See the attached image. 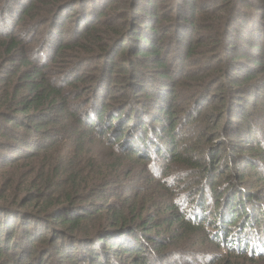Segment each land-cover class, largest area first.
<instances>
[{"label":"trees","instance_id":"trees-1","mask_svg":"<svg viewBox=\"0 0 264 264\" xmlns=\"http://www.w3.org/2000/svg\"><path fill=\"white\" fill-rule=\"evenodd\" d=\"M262 49L264 0H0V264H44L51 247L65 264H264L263 218L239 222L222 196L264 181V132L229 157L230 122L204 117L203 140L148 121L174 120L185 84L201 105L217 94L201 113L218 117L250 88L264 99ZM133 84L159 113L115 103ZM240 156L242 177L226 169Z\"/></svg>","mask_w":264,"mask_h":264},{"label":"rangeland","instance_id":"rangeland-1","mask_svg":"<svg viewBox=\"0 0 264 264\" xmlns=\"http://www.w3.org/2000/svg\"><path fill=\"white\" fill-rule=\"evenodd\" d=\"M69 24H71V22H67V25L70 26ZM63 35H71L70 32V28L68 27V32L66 34ZM62 35V36H63ZM254 42V41H253ZM254 44V43H252ZM245 47H250V45L246 44ZM254 53H259V52H254ZM260 54L264 55V50L262 49V52H260ZM68 57V56H67ZM230 57V54H229ZM67 59H71V57H68ZM75 60H77V58H74ZM219 58L216 60H219ZM228 59V58H227ZM189 60V59H188ZM94 61V60H93ZM197 61V60H196ZM251 61V59H250ZM96 62V61H94ZM97 63V62H96ZM90 64H94L93 62L90 61ZM88 65V66H89ZM209 67L207 65V63H201L198 65V68L195 69L194 71H196L198 73V75L201 73V70H204V68ZM201 69V70H200ZM234 76V75H233ZM152 78V77H151ZM114 84V82H113ZM193 84V83H192ZM187 84H185V88L184 90H180L179 93H177V98H176V105L175 109L177 111H179L178 115L175 117L174 120L171 119V116L168 117H164V116H159V121L154 123V121L149 118L148 121H150V123L155 124L157 127L162 128V129H167V130H173L174 129V125H175V130L176 132L179 131V129H184L185 133L187 132V134L185 135V138L189 137V138H193L194 135H196V133L201 132L202 135L205 134V137L203 138V140L208 136V130H206L204 123H202V119L204 117H210L208 118V121L213 119L215 122H218L219 118H221L220 123H227L230 122L231 123V130L225 131L224 133H218L214 135V145L217 142H220V140L226 136L225 133L230 134L228 136L225 137V141L224 144H236L237 146L234 147H230L227 148L228 152L226 153L229 157L230 155H240L241 151L242 152H246L248 148H245L248 145H251L250 142H252V144L256 143L254 142L255 140H257V142H259L260 140V134H258V132H264V99L260 98V92L255 91V89L250 88L248 90H246L245 94L241 95L242 102L238 101V96L235 95L237 100H233V97L230 96L229 98H226V101L228 102V104L226 105L225 109L221 110V112L219 113V117L217 115H214L210 112V107L208 110H205L206 112L201 113V106H207V105H212V103L217 104V105H221V102L219 101L217 94L214 96L213 93L211 92L210 94V99L207 100L208 102L204 101L203 105H201L202 102H200V94L199 92L196 91V89L194 88L193 85H191L190 87H186ZM117 91V88L115 90V92ZM114 92V93H115ZM152 90H148L145 91V87L142 88H138L135 87V85H131L128 86L127 90L125 91L124 95H123V88L121 92H117L120 93V96L115 100V103H120V107H124L123 109L125 110V112L131 116L133 119L137 120L141 113H145L146 110L141 107V105L144 103L146 106H151L153 108L152 111H154V114L159 113L157 107L155 104H157L158 102V98L159 96H157V92L152 94L151 93ZM258 92V93H256ZM152 94V95H151ZM253 95H255L257 97V99H252ZM134 97L133 101H135V105H129L128 101L130 100V97ZM244 97L246 98L245 102H244ZM256 101H260L258 107L253 108V105L255 104ZM233 103V108L229 105V103ZM127 104V105H125ZM245 104H248V106L246 107ZM194 105H197L198 107H194ZM210 105V106H211ZM118 106V105H117ZM140 106V107H138ZM240 106V107H239ZM139 108H140V112H139ZM238 109L239 112H236ZM204 111V110H203ZM225 111V112H223ZM242 111V112H241ZM211 115H213V117L211 118ZM237 115H239V117L237 118ZM122 117H120L119 119H121ZM213 120H211L213 122ZM243 122V123H242ZM236 126V128L234 127ZM241 130V131H240ZM248 130H252L251 132H247ZM243 133H249L248 136H245ZM187 136V137H186ZM261 144L264 145V138L261 141ZM181 151L183 149V146L180 147ZM239 148V149H237ZM246 160L240 156L235 160V163H229L226 162V169L230 168L231 172H233V174H235L236 176L238 174L241 175V177L243 175H245L246 173H244L245 168L247 166H245V162ZM175 173V172H174ZM263 176H264V172H262ZM258 175L256 174H251L250 176L247 177V179H243L240 180L236 177H234V182L236 181V183H240V185H236L235 183L231 184V187L229 185V190L230 192H226L224 194H222L223 196V201H226V199L230 200V203L233 205L232 206V210H234V212L238 211V215L237 218L240 220L239 222H242L243 220H247L249 219L248 223H250L251 225L254 224L255 221H257L259 218H263L264 220V181L263 179H261V177L259 176V178H257ZM8 179V176L3 177L2 179H0V190L4 189V187H6V181ZM131 185V184H128ZM234 189H233V187ZM109 197L113 195V193L108 194ZM120 201V200H119ZM3 203L2 201H0V204ZM209 204V203H208ZM104 207V206H103ZM237 210V211H236ZM224 212V211H222ZM221 212V213H222ZM223 214V213H222ZM230 216L233 218L234 214L230 213ZM5 217L6 215H4L2 213V211L0 210V224H5ZM229 217V216H228ZM13 219L17 220L18 218L16 216L13 217ZM32 221V219L28 220L26 222V224H28V222ZM16 223V222H14ZM20 223V220L18 221V225ZM264 223L261 225L263 226ZM260 227V226H259ZM5 228L0 229V233H2L4 231ZM9 244V243H8ZM27 243L24 242V240L18 235L17 237H15V240H13L12 244H9L11 247V253L14 252L15 249H18L17 254H19L23 249L24 246ZM79 248H81V246H77L75 245L74 249L76 251H78L80 254L82 253ZM55 249H53V247H51V250L46 252L48 256L44 257V264H65L62 263L61 261V257L56 258L54 257H50L51 255H53ZM75 251V252H76ZM24 264H35L34 261H31L29 263H24ZM255 264V263H252ZM258 264V263H256Z\"/></svg>","mask_w":264,"mask_h":264}]
</instances>
